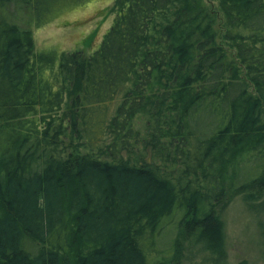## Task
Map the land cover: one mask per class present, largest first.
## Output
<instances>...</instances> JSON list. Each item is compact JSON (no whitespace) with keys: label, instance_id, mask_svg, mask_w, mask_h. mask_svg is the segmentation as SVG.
<instances>
[{"label":"trees","instance_id":"trees-1","mask_svg":"<svg viewBox=\"0 0 264 264\" xmlns=\"http://www.w3.org/2000/svg\"><path fill=\"white\" fill-rule=\"evenodd\" d=\"M89 1L0 0V264L214 263L264 204V0H111L91 55L36 49Z\"/></svg>","mask_w":264,"mask_h":264},{"label":"rangeland","instance_id":"rangeland-1","mask_svg":"<svg viewBox=\"0 0 264 264\" xmlns=\"http://www.w3.org/2000/svg\"><path fill=\"white\" fill-rule=\"evenodd\" d=\"M112 7L111 0H90L83 6L62 8L52 21L38 28L33 27L36 49H53L58 55L75 51L91 55L111 24ZM10 10L16 13L14 6ZM146 159L148 163L152 162L150 156ZM242 198L240 195L233 197L220 214L225 232V256H216L213 263L197 249L193 250L190 242L178 241L175 245L179 246V255L169 264H264V204L261 208L260 203L263 202L247 203ZM256 206L259 210L254 209ZM161 255H157L158 258L151 256L150 261L155 264L160 257L164 259Z\"/></svg>","mask_w":264,"mask_h":264}]
</instances>
